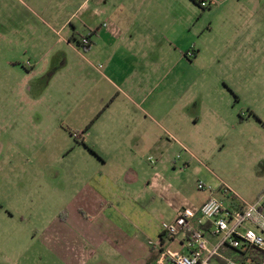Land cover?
I'll return each instance as SVG.
<instances>
[{
    "label": "crops",
    "instance_id": "1",
    "mask_svg": "<svg viewBox=\"0 0 264 264\" xmlns=\"http://www.w3.org/2000/svg\"><path fill=\"white\" fill-rule=\"evenodd\" d=\"M29 1L47 8L44 0ZM199 2L103 0L104 7L83 14L84 35L75 23L81 0L47 8L60 28L38 31L39 42L60 59L32 66L30 75L42 88L60 83L53 87L60 110L50 112L60 145L72 144L76 133L80 137L73 140L88 151L73 160L71 195H60V212L68 211L69 220L60 221L59 238L48 236L43 243L57 264H161L166 253L189 252L182 235L163 232L181 210L198 212L212 195L223 198V187L252 202L223 181L212 194L190 184L197 177L210 182V174L215 179L194 162L193 150L205 146V137L244 149L259 142L248 133L264 136V96L256 95L251 76L258 58L264 63V0H213L208 9ZM83 38L88 46L81 45ZM206 53L219 70L217 81L232 82L221 91L227 112L208 95L199 105L191 95L194 78L206 74L197 70L210 68ZM225 67L234 73L222 77ZM177 150L183 151L179 160Z\"/></svg>",
    "mask_w": 264,
    "mask_h": 264
},
{
    "label": "rangeland",
    "instance_id": "2",
    "mask_svg": "<svg viewBox=\"0 0 264 264\" xmlns=\"http://www.w3.org/2000/svg\"><path fill=\"white\" fill-rule=\"evenodd\" d=\"M25 2L29 9L18 0H0V264H57L54 258H48L53 254L43 243L48 236L59 238L60 221L69 220L68 211L60 212V195L64 190L71 195L73 160L88 151L78 147L73 136L70 138L72 144L65 141L60 145V128L55 123L54 114L50 113L60 110V94L53 89L60 83L55 80L48 89L46 85L42 88L41 83L30 75L32 66L43 68L46 62L60 59L59 52H51L39 42L37 33L60 28V19L52 15L53 9H47L58 5L60 0H44L47 8H39L29 0ZM81 4L84 5L75 23L79 33L84 35L87 31L82 23L83 14L94 8L101 9L104 4L103 0H81ZM205 63L210 68L197 71L200 75L203 71L206 74L199 81L194 78L191 92L194 102L199 105V98L208 95L227 112L228 97L222 98L221 91L224 84L232 87V82H222V78L217 81L219 70L217 65L209 64L208 53L205 54ZM253 72L251 76L257 80L255 93L264 96V63L261 58H258ZM228 73L232 75L234 70L221 69L222 77L223 74L231 76ZM196 76L199 77L195 73ZM203 78H208L206 83ZM238 81L245 89L242 81ZM248 134L257 135L259 142L244 149L229 142L213 143L205 137V146L199 145L193 150L194 162L213 173L215 179L211 174L210 182L196 176L190 189L198 191V181L213 188L223 181L247 201L264 197V136L258 130ZM200 136H205L203 130ZM176 153L180 157L183 155V151L177 150ZM156 244L160 246V243ZM121 263L105 259L92 262ZM128 264H132L131 261Z\"/></svg>",
    "mask_w": 264,
    "mask_h": 264
},
{
    "label": "built area",
    "instance_id": "3",
    "mask_svg": "<svg viewBox=\"0 0 264 264\" xmlns=\"http://www.w3.org/2000/svg\"><path fill=\"white\" fill-rule=\"evenodd\" d=\"M212 1L199 4L208 9ZM81 45H89L88 38ZM198 189L215 192L202 181ZM223 193V198L212 195L198 212L183 209L173 222L163 225L168 237L182 235L187 240L189 252L166 253L161 264H264V197L248 203L233 197L226 187Z\"/></svg>",
    "mask_w": 264,
    "mask_h": 264
},
{
    "label": "trees",
    "instance_id": "4",
    "mask_svg": "<svg viewBox=\"0 0 264 264\" xmlns=\"http://www.w3.org/2000/svg\"><path fill=\"white\" fill-rule=\"evenodd\" d=\"M228 198H231V196H228Z\"/></svg>",
    "mask_w": 264,
    "mask_h": 264
}]
</instances>
